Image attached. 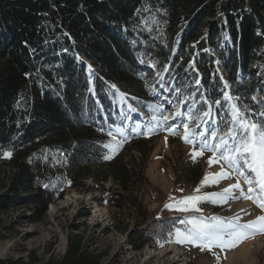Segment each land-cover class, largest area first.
Returning <instances> with one entry per match:
<instances>
[{
    "label": "trees",
    "instance_id": "trees-1",
    "mask_svg": "<svg viewBox=\"0 0 264 264\" xmlns=\"http://www.w3.org/2000/svg\"><path fill=\"white\" fill-rule=\"evenodd\" d=\"M223 37L218 56L228 87L207 51ZM148 66L167 82L188 77L199 112L211 105L219 130L227 118L219 111L224 92L244 120L257 121L264 0H0V188L9 191L0 208L25 204L42 221L67 192L97 188L111 229L125 233L134 251L162 247L166 227L174 238L178 229L186 233L190 225L179 221L187 217L158 219L148 211L150 141L111 148L122 96L135 109L153 102L151 88L140 90ZM90 215L87 208L79 216ZM94 244L70 233L63 255L40 264H115Z\"/></svg>",
    "mask_w": 264,
    "mask_h": 264
},
{
    "label": "rangeland",
    "instance_id": "rangeland-1",
    "mask_svg": "<svg viewBox=\"0 0 264 264\" xmlns=\"http://www.w3.org/2000/svg\"><path fill=\"white\" fill-rule=\"evenodd\" d=\"M207 34L208 30L205 31V35ZM217 41L218 46H207L208 53L213 54L215 58H218L219 48L225 44V38H219ZM89 63L87 60L86 64ZM215 64L223 83H225L227 73H225L220 59L218 63L215 61ZM91 68L93 67L90 63V66L87 67L88 72L91 71ZM145 69L149 70L150 74L142 80L143 84L140 85V90L143 91L146 86L151 88L153 102L147 101L142 108L135 109L122 99L120 108L114 113L115 126L110 132L115 141L111 145L113 150L121 144L139 139L149 140V145H153L146 171L149 185L144 194L151 217L159 219L181 215L187 218L216 216L230 219L238 215L241 217L240 222L243 223L264 216V208L259 206L258 202V204L254 203V199H252L253 201L250 199L252 202L246 203L249 199H246L245 196L250 195L246 187L247 183L236 170L229 168L224 161L213 162L211 166L209 165V157L215 161L219 157V152H216L214 156L213 152L205 151L202 156L196 157L195 161L192 159L193 151L200 150L202 140L207 139L209 145L219 143L218 139L207 137L209 129H218L217 123L211 119V116H203L204 111H210L212 115L213 107L199 112L200 105L194 89L191 91L187 89L188 77H184V80L176 77L167 82L163 75H157L155 71L152 72V67L148 66ZM246 77L241 74L243 80ZM196 84L198 83L196 82ZM260 90H257L254 96V102L259 107L258 114L264 112V95ZM233 104L231 100L224 98L222 100L219 111L227 118L223 129L218 133L219 135L227 133L230 126L236 130L241 127L239 120H236L232 115ZM177 109L181 111L183 117L167 122L165 117ZM257 119L256 122L259 124L264 117L259 115ZM234 120H236L235 123ZM202 131L205 133L204 137L196 135ZM189 133L193 134L189 135ZM185 137L193 143L186 142ZM226 138L231 143V139ZM221 165L230 173V178L221 179L218 184L204 185L200 187L199 192H195L194 190L201 185L205 175L220 172ZM3 177L5 178V175ZM237 182L240 183L243 194L239 189H233L232 196L237 197L235 199L229 198L224 203H213L210 200L196 201L195 208H199L201 210L199 212L177 210L184 207L179 202L185 197L222 192L224 188ZM87 183L96 188L91 179ZM106 186L110 187L111 183L107 182ZM181 189L183 191H180ZM8 192V190L0 188V196ZM101 194L102 192L97 188L93 192L71 190L62 200L49 206L47 216L42 221H35L33 211L28 205L1 207L0 259L15 260L20 264H40L51 254L63 255L67 245V235L73 233L82 235L95 243L94 246L99 247L100 251H105L106 259L115 264H264V249L255 253L254 247L252 254L257 256H255V260L252 257L247 261L242 257L237 259L241 246L264 239V232H256L234 248L221 249L213 246L209 250L207 247L197 246V244L184 240L181 231L180 234L176 233L175 238L171 237L169 234L173 229L169 226L164 230H167L166 235L169 237V241L167 240L162 247L150 244L143 251H134L128 245L125 233L111 229L112 213L110 209L100 205L95 198ZM166 205H173V207L169 208ZM188 207L191 208V204ZM87 208L91 211V215L85 220L79 215ZM104 227H109L110 231L104 233Z\"/></svg>",
    "mask_w": 264,
    "mask_h": 264
},
{
    "label": "snow or ice",
    "instance_id": "snow-or-ice-1",
    "mask_svg": "<svg viewBox=\"0 0 264 264\" xmlns=\"http://www.w3.org/2000/svg\"><path fill=\"white\" fill-rule=\"evenodd\" d=\"M199 83V81H197ZM115 87V85H113ZM225 87H228L225 82ZM225 100L233 99L228 95L227 92L223 93ZM238 99V98H237ZM255 99V97H253ZM213 103L220 105V100H214ZM211 105H209V108ZM232 115L239 120L241 127L236 130L229 127V131L226 135H219V129H209L207 137L212 139H218L219 143L215 145H209L207 139L201 141L200 150L193 151L192 159L195 161L196 157L202 156L205 151L213 152L214 156L216 152H219V157L214 161L212 157H209L208 163L211 166L213 162L220 163L224 161L228 164L229 168L234 169L240 176H243L245 182L248 184V192L253 195H246V199H253L255 196L257 202L264 201V119L259 124L254 120H244L241 117L240 109L233 104ZM264 117V112L259 114ZM203 116L210 117V111H204ZM167 119V117H165ZM236 120L233 122L235 123ZM186 127V125H185ZM200 127V125H197ZM193 133H189L192 135ZM201 137L205 136L202 131L197 133ZM231 139V143L229 139ZM186 142L193 143L185 137ZM10 156V153L7 154ZM247 172V174H246ZM230 178V173L226 171L221 165V170L215 174H206L201 185L198 186L194 191L199 192L200 187L210 184H218L221 179ZM239 189L243 194V189L239 182L233 185H229L224 188L222 192L210 193L204 196H188L179 202L184 205L177 210L190 211L195 210L201 211L199 208H195V202L201 200H210L213 203H224L229 198L235 199L237 197L232 196V190ZM259 190L258 192L256 190ZM180 191H183L181 189ZM174 199V198H173ZM191 204V208L188 205ZM260 206L264 208V203ZM166 207L172 208L173 205H166ZM241 217L238 215L225 219L221 217H209L204 216H191L186 220H180L181 224H188L190 227L186 233H183V239L189 243L197 244V246L207 247L209 250L214 247L221 249L234 248L238 246L244 239L254 235L256 232H264V216L257 217L256 220L247 221L241 223ZM180 234V230H177Z\"/></svg>",
    "mask_w": 264,
    "mask_h": 264
},
{
    "label": "bare ground",
    "instance_id": "bare-ground-1",
    "mask_svg": "<svg viewBox=\"0 0 264 264\" xmlns=\"http://www.w3.org/2000/svg\"><path fill=\"white\" fill-rule=\"evenodd\" d=\"M219 59V58H218ZM183 117V115H182V113H181V111L180 110H175L174 112H171V114L170 115H168L167 116V119H166V121L167 122H170V121H173L174 119L176 120V119H180V118H182ZM228 133V132H227ZM227 133H224L223 135H226ZM246 174H247V172H246ZM243 177V176H242ZM244 178V177H243ZM157 180V179H156ZM159 182V181H158ZM246 187L248 188V184L246 185ZM257 192H258V190H256ZM250 195L252 194V193H249ZM253 195V194H252ZM253 199H254V203L256 202L257 203V200H256V198H255V196H253ZM250 199H249V201L248 202H246V203H250V202H252ZM259 203V204H258ZM257 204L260 206V204L261 203H264V201H260V202H258ZM254 247V248H253ZM252 248L254 249V251H256L255 253H257V252H259V250H261V249H264V239H262V240H258V241H256V242H251L250 244H244V245H242L241 246V248L239 249V251H238V255H237V259H239V258H241L242 257V259L244 258L246 261L247 260H251V257L253 258V260H255V256L256 255H254L253 256V254H252ZM230 255V254H229ZM232 255H234V254H232ZM236 257V256H235ZM234 257V258H235ZM257 257V256H256ZM230 258H232L231 256H230ZM228 259V258H227ZM243 259V260H244ZM236 260V259H235ZM257 260V259H256ZM240 261V260H239ZM233 262V261H232ZM231 262V263H232ZM244 262V261H243ZM253 263H255L254 261H252ZM248 263V262H247ZM230 264V263H229Z\"/></svg>",
    "mask_w": 264,
    "mask_h": 264
},
{
    "label": "water",
    "instance_id": "water-1",
    "mask_svg": "<svg viewBox=\"0 0 264 264\" xmlns=\"http://www.w3.org/2000/svg\"><path fill=\"white\" fill-rule=\"evenodd\" d=\"M213 55V54H212ZM214 56V55H213ZM219 58V57H218ZM218 58H215V61L218 63L219 59ZM225 71V70H224ZM226 73V72H225Z\"/></svg>",
    "mask_w": 264,
    "mask_h": 264
}]
</instances>
